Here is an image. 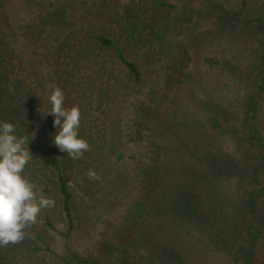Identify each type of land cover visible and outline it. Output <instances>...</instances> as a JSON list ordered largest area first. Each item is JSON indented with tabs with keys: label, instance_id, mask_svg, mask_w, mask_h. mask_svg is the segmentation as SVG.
Instances as JSON below:
<instances>
[{
	"label": "trees",
	"instance_id": "16d2710c",
	"mask_svg": "<svg viewBox=\"0 0 264 264\" xmlns=\"http://www.w3.org/2000/svg\"><path fill=\"white\" fill-rule=\"evenodd\" d=\"M75 1L0 0V121L33 137L23 175L54 201L23 240L0 247V264H145L138 250L144 233L134 224L152 216L175 222L171 240L157 243L163 255L182 247L178 229L187 221H218L215 201L206 199V191L202 202L196 190L198 150L179 132L189 123L171 95L191 62L182 31L192 13L171 0ZM255 21L264 22V15ZM55 24L71 28L47 41ZM253 61L242 121L249 152L234 264H264V36ZM9 84L21 88L29 116L9 100ZM54 86L64 91V106L81 113L79 137L89 150L76 160L52 144L53 117L42 116ZM209 123L237 135L219 119ZM203 153L207 171L229 168L222 155ZM90 170L99 179H89ZM120 203L116 219L125 225L114 227L108 221ZM100 224L106 229L94 251L78 249L74 235Z\"/></svg>",
	"mask_w": 264,
	"mask_h": 264
},
{
	"label": "rangeland",
	"instance_id": "374dc122",
	"mask_svg": "<svg viewBox=\"0 0 264 264\" xmlns=\"http://www.w3.org/2000/svg\"><path fill=\"white\" fill-rule=\"evenodd\" d=\"M171 1L193 15L192 23L182 31V42L190 52L191 62L182 82L172 89L171 95L179 117L189 123L180 124L179 132L186 139L185 143H194L198 150L193 155L194 162L200 163L196 190L202 202H205L206 191V199L215 201L218 221H187L178 229L184 240L182 247L177 251L166 249L162 255L157 243L169 242L176 224L174 221H157L152 216L150 221L133 225L134 229L144 233L138 250L145 255V264H234L233 242H237L238 208L245 190L244 170L249 152L242 122L244 101L252 74L254 50L264 36V22L255 21L264 15V0ZM71 8L72 14H77V9ZM55 26L46 35L47 41L61 37L71 28L62 24ZM23 95L18 85L9 84V100L27 117L30 110ZM261 108L264 111V99ZM215 119L234 129L237 135L213 127L209 122ZM204 151L207 156L210 153L222 155L224 161L230 163L229 168L221 173L207 171L201 164ZM123 209L120 203L113 210L108 222L114 227L125 225V221L116 219ZM260 211H264V198ZM105 229L100 224L74 235L75 246L82 251H94Z\"/></svg>",
	"mask_w": 264,
	"mask_h": 264
},
{
	"label": "clouds",
	"instance_id": "9594fccd",
	"mask_svg": "<svg viewBox=\"0 0 264 264\" xmlns=\"http://www.w3.org/2000/svg\"><path fill=\"white\" fill-rule=\"evenodd\" d=\"M64 99V91L54 86L47 96L50 107L42 116L53 117L56 131L52 136V144L76 160L89 150V144L79 137V107L66 108ZM31 140L26 135H17L12 123L0 121V247L23 240L25 229L38 223L41 209L54 205L52 199L45 197L23 175L25 166L33 158L29 150ZM87 176L89 179H99L91 170Z\"/></svg>",
	"mask_w": 264,
	"mask_h": 264
}]
</instances>
